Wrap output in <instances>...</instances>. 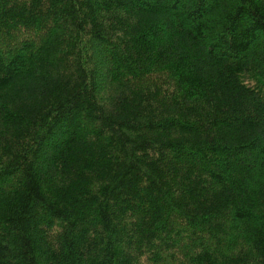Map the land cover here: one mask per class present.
<instances>
[{
	"label": "trees",
	"instance_id": "obj_1",
	"mask_svg": "<svg viewBox=\"0 0 264 264\" xmlns=\"http://www.w3.org/2000/svg\"><path fill=\"white\" fill-rule=\"evenodd\" d=\"M0 264H264V0H0Z\"/></svg>",
	"mask_w": 264,
	"mask_h": 264
},
{
	"label": "rangeland",
	"instance_id": "obj_2",
	"mask_svg": "<svg viewBox=\"0 0 264 264\" xmlns=\"http://www.w3.org/2000/svg\"><path fill=\"white\" fill-rule=\"evenodd\" d=\"M25 37H26V38L29 37V34H26V35H20V36H19V35H17V36L15 35V39H18V40H20V41H21L22 39H24ZM16 45H17V43H16ZM183 244H185L184 241H183ZM167 260H168V259L165 258V261H167Z\"/></svg>",
	"mask_w": 264,
	"mask_h": 264
}]
</instances>
